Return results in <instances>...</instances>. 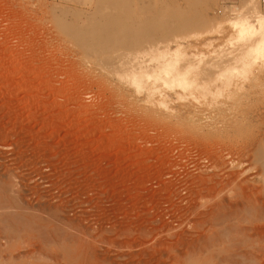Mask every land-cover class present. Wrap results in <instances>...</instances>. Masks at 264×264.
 Listing matches in <instances>:
<instances>
[{
    "label": "rangeland",
    "instance_id": "rangeland-1",
    "mask_svg": "<svg viewBox=\"0 0 264 264\" xmlns=\"http://www.w3.org/2000/svg\"><path fill=\"white\" fill-rule=\"evenodd\" d=\"M258 11L0 0V264H264Z\"/></svg>",
    "mask_w": 264,
    "mask_h": 264
},
{
    "label": "bare ground",
    "instance_id": "bare-ground-1",
    "mask_svg": "<svg viewBox=\"0 0 264 264\" xmlns=\"http://www.w3.org/2000/svg\"><path fill=\"white\" fill-rule=\"evenodd\" d=\"M258 14V15H257ZM256 14V16H254V15H251V16H247V15H242L243 16V21H241V23H243V24H241V25H243L244 27H243V29H244V31H251V33H254V35H252L251 36V38H250V40H249V38L248 39H246V41L247 42H249V43H246L245 44V46L243 47V49L241 50V52H242V58L240 57V60H241V62H242V64L244 65L243 67L245 68V67H247L248 65H250V63L254 60V53H256V52H260L261 53V55H264V15H262V14H260L259 13V11H258V13ZM236 23L238 22V21H235ZM239 24V23H238ZM128 35H130V31H129V33H128ZM243 36V35H242ZM250 37V36H249ZM130 38H131V36H130ZM244 40V39H243ZM240 41V40H239ZM245 41V42H246ZM242 42H244V41H242ZM243 45H244V43H243ZM241 52H238V54L239 53H241ZM237 54V53H236ZM235 56V55H234ZM238 56V55H237ZM234 58V57H233ZM232 58V59H233ZM236 58V57H235ZM253 58V60L251 61V59ZM239 59V58H238ZM234 61V60H233ZM238 62H240L239 60H237ZM229 63H231V61L229 62ZM237 63V62H236ZM253 63V62H252ZM239 64V63H238ZM241 64V65H242ZM231 65H232V63H231ZM227 66V65H226ZM238 66V65H237ZM232 67H233V65H232ZM235 68H236V65L234 66ZM144 70V69H143ZM186 70V69H185ZM188 70V69H187ZM235 69H233V71H234ZM237 70V69H236ZM146 71V70H145ZM142 72H144V71H142ZM142 72H140V76H141V73ZM156 72H158V71H156ZM139 73V72H138ZM183 73V72H182ZM185 73V72H184ZM229 73V72H228ZM135 74H137V73H135ZM161 74V73H160ZM185 74H187V73H185ZM180 75V74H179ZM182 75V77H184V79H188L187 77L185 78V76L183 75V74H181ZM137 76V75H136ZM154 76V78H155V76L156 75H153ZM173 76V75H172ZM187 76V75H186ZM135 77V76H134ZM139 77V76H138ZM143 77V76H142ZM151 77H152V75H151ZM151 77H148V78H151ZM178 77V76H177ZM180 77V76H179ZM227 77V76H226ZM137 78V77H136ZM136 78H134L135 80H136ZM140 78V77H139ZM139 78L137 79V80H139ZM158 78V77H157ZM159 78H161V76H159ZM176 78V77H175ZM181 78V77H180ZM230 78V77H229ZM141 79V78H140ZM152 79V78H151ZM162 79L163 80H165V81H167L168 82V80H166V79H164L163 77H162ZM174 79V78H173ZM173 79H171V80H173ZM182 79V78H181ZM135 80H133V81H135ZM136 80V81H137ZM162 80V81H163ZM175 80V79H174ZM135 81V82H136ZM143 81V80H142ZM134 82V83H135ZM139 82V81H138ZM138 82L136 83V84H138ZM179 82V81H178ZM186 87H187V84H188V80H186ZM191 82V81H190ZM190 82H189V84H190ZM183 83L185 84V81H183ZM170 84V83H169ZM168 84V85H169ZM177 85L179 84V83H176ZM194 85V83L193 82H191V85ZM141 85V84H140ZM166 85H167V83H166ZM172 85H174V84H170V87L172 86ZM176 85V86H177ZM138 86V85H137ZM156 85H152L151 87H155ZM184 86V85H183ZM183 86H182V88H183ZM189 86V85H188ZM158 87V86H157ZM169 87V86H168ZM173 87V86H172ZM175 87V86H174ZM173 87V88H174ZM181 87V86H180ZM189 87H191V86H189ZM144 88V87H143ZM155 89H157V88H155ZM159 89V88H158ZM158 101H163V100H158ZM220 103V102H219ZM221 105V104H220ZM169 108V107H168Z\"/></svg>",
    "mask_w": 264,
    "mask_h": 264
},
{
    "label": "built area",
    "instance_id": "built-area-1",
    "mask_svg": "<svg viewBox=\"0 0 264 264\" xmlns=\"http://www.w3.org/2000/svg\"><path fill=\"white\" fill-rule=\"evenodd\" d=\"M262 2L264 3V0H262Z\"/></svg>",
    "mask_w": 264,
    "mask_h": 264
}]
</instances>
